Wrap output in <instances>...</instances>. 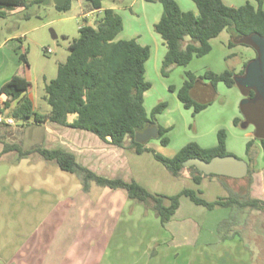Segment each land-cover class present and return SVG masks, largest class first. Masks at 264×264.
<instances>
[{"label":"trees","instance_id":"16d2710c","mask_svg":"<svg viewBox=\"0 0 264 264\" xmlns=\"http://www.w3.org/2000/svg\"><path fill=\"white\" fill-rule=\"evenodd\" d=\"M35 1L44 0H0V5L10 8L26 7ZM85 1L87 11L103 7V0ZM148 1H159L163 5L161 18L154 24L155 31L161 35L167 46L162 61L163 75L167 76L175 65H187L194 57L208 54L212 50L211 39L219 36L225 29L231 36L230 46L240 43L252 46L257 51V57L246 62L239 73L232 69L221 73L208 70L202 75L187 71L183 85L177 89V96L185 108H192L195 115L205 109L213 102L219 82H224L228 87L239 84L246 98L260 94L261 89L251 81L248 70L255 61H261L262 64L264 62V0H256L258 7L250 1L241 6H231L223 0H193L197 11L182 10L176 0ZM71 4L72 0H67L64 5L56 7L66 10ZM5 14L7 13L0 11V16ZM123 27L122 16L113 8H105L93 24L84 21L79 27V37L69 45L70 53L66 61L58 66L57 76L45 85V99L51 106L48 114L34 109L33 101L27 95L31 82L19 73H15L0 89L7 96L4 106L8 107L17 100L18 105L12 110V116L19 121L34 119L35 122L42 123L48 120L58 125L89 131L108 143L127 147L138 154L151 152L173 176L179 177L187 171L198 185L207 176L220 178L228 196L212 201L201 196L200 189L188 187L172 195L160 194L151 192L135 180L99 175L80 164L73 153L63 148L49 149L40 146L35 149L46 159L55 160L63 170L80 176L85 189L91 183L122 189L130 199L153 210L163 225L176 212L183 195L208 209L228 207L230 214L219 223L218 231L223 239L235 237L238 233L230 234L226 228L239 225L241 212L264 209V201L250 195V182L259 154V150L254 149L255 142H260L264 153V131L258 123L255 137L247 142V185L238 189L224 180L223 177L227 175L206 173L190 163L195 158L210 161L216 156L235 155L227 149V132L224 128L218 131V143L215 146L202 147L196 142H189L173 156H166L147 146V143L137 142L136 133L156 127L161 143L169 144L170 139L166 135L169 128L163 127L156 120V114L163 111L168 104L165 101L159 102L151 115L148 114L144 105V93L152 84L146 80L145 64L150 57L151 48L149 45L140 44L135 38H117ZM171 89L174 91L176 88L171 86ZM198 90L207 99L199 100L195 96ZM71 115H74L73 119ZM240 121L239 117L234 119L235 124ZM247 121L252 123L248 118ZM2 125L7 124L0 121V126ZM3 142V153L15 150L19 157L31 153L23 150L19 144Z\"/></svg>","mask_w":264,"mask_h":264},{"label":"rangeland","instance_id":"374dc122","mask_svg":"<svg viewBox=\"0 0 264 264\" xmlns=\"http://www.w3.org/2000/svg\"><path fill=\"white\" fill-rule=\"evenodd\" d=\"M44 1H35L29 6H17L15 9L0 5L1 12H10L0 16V70L7 66H14L16 71L25 75L31 82L29 93L35 103V110L48 114L51 106L45 99V85L57 76L59 64L66 61L70 53V43L80 35L79 27L87 18L94 22L96 16L85 17L83 15L87 12L85 0H72L71 7L66 10H59L53 0L47 4H44ZM103 6L118 8L124 21L121 38L130 39L139 34L152 46V56L147 65L146 74L152 87L146 94L145 107L151 115L153 108L159 102H167V107L156 114V120L163 127L169 128L166 135L170 140L168 145H162L160 138L153 137L148 143H151L153 147L158 146L162 154L173 156L189 142L216 144L218 131L224 128L233 142V147L241 155L245 148V132L252 130L254 138L259 126L247 121L241 106L246 95L238 86L239 84L228 87L223 82L218 83L213 102L196 115L193 114V110L184 107L178 99L177 91H173L171 86L180 88L185 81L187 71L202 75L208 70L221 73L232 69L239 73L251 58L248 48L251 47L252 55L255 49L240 43L230 46L225 38L227 33L224 32L211 42L212 50L208 54L193 58L187 65L173 66L166 76L162 73V37L155 31L153 25L154 21L160 17L159 7L155 8V6L162 5L137 0H103ZM24 27L27 30L26 34L22 38H14V33H18ZM48 49L51 51H47ZM255 70L251 74V81L261 89L260 96L257 98V108L250 106L246 108L252 115L258 111L260 129L264 131V73L260 68ZM195 96L199 100L207 99L201 90L196 91ZM70 117L73 119L74 115ZM236 117L241 119L239 124L234 122ZM18 123L24 132L23 137L20 136L17 142L23 140L21 147L31 153L23 157H19L18 154L15 157L14 153L7 158H0V188L12 187L18 190L13 196H5L6 200L0 201V247H2L0 254L2 259L38 223L43 211L38 206V201L36 203V199L41 196L48 199L49 195V199L54 200L56 197L70 195L84 185L80 176L63 170L55 160L46 159L35 151L41 144L49 149L61 148L63 127L48 120L37 123L34 119H30L20 120ZM79 131L80 133L85 132ZM98 149L101 151L100 148H94V150L87 149L84 153L92 157ZM254 149L257 151L259 147L255 145ZM130 157L133 170L138 177L142 178L141 184L154 193L171 194L188 187L200 189L202 191L200 195L208 200L216 199L225 193L220 189L221 187L213 191L207 185L203 187V184H196L189 178L187 171L179 177L173 176L151 152L132 153ZM223 178L230 181L232 186L236 185V189L246 186V175L238 178L227 175ZM193 207L196 208L195 211L190 212L183 206L178 215L197 218L206 216L207 220H213L212 215L208 219L209 211L206 207L196 204H193ZM199 212H202L201 216ZM223 213L224 211L218 213L217 217H222ZM246 232V230L243 231L244 234Z\"/></svg>","mask_w":264,"mask_h":264},{"label":"crops","instance_id":"0c3cea01","mask_svg":"<svg viewBox=\"0 0 264 264\" xmlns=\"http://www.w3.org/2000/svg\"><path fill=\"white\" fill-rule=\"evenodd\" d=\"M176 1L184 11H197V5L193 0ZM223 1L231 6H241L250 1L258 7L256 0ZM154 3L160 2L155 1ZM160 4L162 5V3ZM157 7L160 10V17L154 21L155 23L160 20L163 13V5L155 6V8ZM262 7L264 8V2ZM105 8H113L119 13L115 6H103L98 10L87 11L83 15L85 17L96 16L97 19ZM11 9H15V7ZM26 17L28 18V16ZM85 21L93 24L96 20L92 22L91 19L87 18ZM122 31L117 38H121ZM26 32V27H24L18 33H14V38H22ZM224 32L227 33L225 38L229 43L230 33L225 29L220 35ZM136 36L134 38L140 44L150 46L151 57L152 46L148 41L142 39L141 35L137 34ZM217 37L212 38L210 42ZM161 44V59L163 61L167 51L163 38ZM250 48H248V52L251 53L249 61H252L257 57V51L254 48L255 52L252 55ZM150 57L145 64V77ZM14 68V66H7L0 70V89L15 73H19ZM23 76L25 77V75ZM148 91L149 89L144 93V105ZM174 91H177V88ZM27 95L33 101L29 90ZM6 99L7 96L0 90V110L4 113L0 112L13 118L12 110L18 105V101L15 100L8 107H5ZM33 104L35 109L34 101ZM16 121L14 124L6 123L7 125L0 126V158H7L14 153L15 157L17 155L15 150L3 153V141L19 145L23 142V140L17 142L20 136L23 137L24 130L19 125V120L16 119ZM59 126L63 127L61 129L63 134L61 135L60 147L73 153L80 164L105 177L121 178L127 181L135 180L141 184L142 178L137 176L130 161V156L135 151L108 143L89 131L80 133L79 129ZM72 130L73 132H71ZM244 136L245 148L241 155L233 147V142L228 135L227 149L247 162V142L253 138V131L245 132ZM216 144L206 145L202 142L199 145L212 147ZM255 145L259 147V154L255 172L250 182V195L264 201V153L259 141H256ZM40 146L44 145L41 144ZM147 146L159 150L158 146L153 147L148 142ZM94 148H100L101 151L98 149L92 157H88L84 153L87 149L94 150ZM225 181L232 186L230 181ZM202 184L203 187L207 185L213 191L221 187L220 189L225 193L220 197L228 196V191L218 177L207 176L200 185ZM232 187L235 188L236 185ZM16 191L18 192L12 187L0 188V201L6 200L5 196H13ZM172 194L175 193L167 195ZM49 197L48 195V199H46L45 196H41L36 199V203L38 201V206L43 211L38 223L4 259L1 258L0 254V264H264V209L263 211L241 212L239 225L226 228L230 234L237 232L238 235L223 239L222 234L218 231V225L229 216L230 208L208 209L206 207L209 211L208 219L211 218V215L214 217L211 221L207 220L206 216L200 218L179 216L178 213L183 206L191 212V210L195 211L196 209L193 204L200 205L186 195L181 196L178 209L165 225L162 224L153 210L147 209L142 203L130 199L122 189H113L109 186L101 187L91 183L88 189L80 187L74 193L64 197H56L54 200H50ZM12 200L14 201V199ZM200 206L205 207L204 205ZM223 211L224 215L217 217L218 213ZM201 213L199 212L200 216ZM244 230L247 231L246 234L243 233ZM1 251L2 247H0Z\"/></svg>","mask_w":264,"mask_h":264},{"label":"water","instance_id":"95a60500","mask_svg":"<svg viewBox=\"0 0 264 264\" xmlns=\"http://www.w3.org/2000/svg\"><path fill=\"white\" fill-rule=\"evenodd\" d=\"M52 0H45L44 4L50 3ZM54 4L57 6L64 5L67 0H53ZM254 66V67H253ZM256 68H260L261 72H264V62L262 64L261 61H255L252 66L249 67L248 75L252 77V73L255 72ZM260 95H256L252 98H244L242 101V110L246 114L247 118L258 124L260 120H258L257 113H250L246 108L247 106L257 108V98ZM262 121V120H261ZM264 122V121H263ZM260 125V123H259ZM258 125V126H259ZM159 132L156 127H149L143 132L136 133V141L142 144L147 143L151 138L158 137ZM191 164H195L199 169L203 170L206 173H214L218 175H229L232 177H242L245 176L248 172L247 164L244 160H241L236 155H228L224 157L216 156L212 158L210 161L201 158H195L191 160Z\"/></svg>","mask_w":264,"mask_h":264},{"label":"built area","instance_id":"2783aa9c","mask_svg":"<svg viewBox=\"0 0 264 264\" xmlns=\"http://www.w3.org/2000/svg\"><path fill=\"white\" fill-rule=\"evenodd\" d=\"M47 51H51V49H48ZM0 121H5L6 123L14 124L15 120L12 117L5 116L3 113L0 112Z\"/></svg>","mask_w":264,"mask_h":264}]
</instances>
